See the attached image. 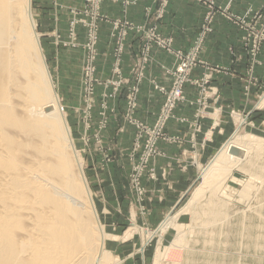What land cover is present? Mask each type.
I'll list each match as a JSON object with an SVG mask.
<instances>
[{
    "label": "rangeland",
    "instance_id": "1",
    "mask_svg": "<svg viewBox=\"0 0 264 264\" xmlns=\"http://www.w3.org/2000/svg\"><path fill=\"white\" fill-rule=\"evenodd\" d=\"M105 1L31 0L35 31L39 36L54 90L64 109L99 220L109 235L105 240L109 260L105 264H154L156 251L159 249L164 253L177 235V228L172 225L165 227L164 231L160 230V223L166 218L175 219L173 221L183 226L180 230L190 239L186 238V247L174 253L170 251L173 255L170 253L167 259H177L176 262L180 264H264V184L259 192L250 195L247 202L239 199L243 182L248 176L246 172L233 168L230 172L235 180L227 177L223 183V186L226 184V194H222L223 200H228L227 209L233 214L230 221L222 222V226L221 223L210 225L207 234H204L205 223L202 221L205 217L200 211V206L210 202L207 197L214 199L208 185H202L201 172L221 146L235 132L252 134L264 140V103H259L264 88L258 86L245 89L250 97L254 95L251 98L254 104L249 109L240 110L235 106L223 105L220 103L219 89L212 84L213 74L221 68L212 66L199 55L203 64L191 63L189 80L182 88L183 99L176 101L169 110V117L163 120L161 116L168 93L177 82L178 73L175 68L183 63L174 52L187 53L192 50L202 25L192 44L182 50L174 46L172 36L163 34L159 29L158 21L163 17L169 0H155L154 9L145 7L142 22H135L127 14L129 6L143 0H116L121 4V15L115 17L104 12ZM196 1L205 6L204 18L211 10L210 7H213V16H226L227 5L218 0ZM229 9L233 12L231 7ZM104 26H107L105 28L110 36L107 43L113 49L112 66L117 59L115 50L118 47L121 49L119 68H97L100 36ZM211 33L209 31L204 36L200 51ZM48 34L51 44L58 50L72 51L71 68H52L47 51L49 49L43 39ZM91 34L97 36L94 44L88 40ZM167 39L171 41L172 51L160 46L159 40ZM157 50L172 56L170 66L155 57L154 51ZM126 52L130 54V64L129 68H122ZM89 65L91 68H86ZM156 70L160 78L152 75ZM204 77L207 81L201 86L204 90H201L195 80L200 81ZM144 86H147V90ZM144 94H153L152 102L145 107L151 120L144 115ZM193 94L196 95L191 97ZM180 107L191 111H187L189 113L186 115L180 114ZM185 132L188 138L183 135ZM207 133L212 137L225 136L218 138L215 150L205 157L203 153L206 144L211 141V136L206 137ZM199 134L204 135L201 140H198ZM162 144L176 146L174 149L177 150L174 154H167ZM177 170L181 175H176V178L180 182L185 181L184 191L178 190L171 183L173 172ZM200 185L204 188L205 196L199 200L200 204L195 202L190 209L186 208ZM197 204L200 206L196 207ZM248 215L252 220L247 219ZM194 219L198 221L195 223ZM240 223L246 225L242 227ZM245 228H249L248 232ZM220 230L228 232L221 233ZM210 231L217 233L210 234ZM243 233L244 238L241 237ZM227 238L228 242L225 241Z\"/></svg>",
    "mask_w": 264,
    "mask_h": 264
},
{
    "label": "bare ground",
    "instance_id": "2",
    "mask_svg": "<svg viewBox=\"0 0 264 264\" xmlns=\"http://www.w3.org/2000/svg\"><path fill=\"white\" fill-rule=\"evenodd\" d=\"M31 9V0H0V264H105L109 260L105 247L109 235L87 186ZM260 103H264V95ZM233 168L246 172L248 178L242 181L238 197L249 200L264 184V140L235 132L202 169V185H208L214 199L207 197L210 202L200 206L199 200L205 196L200 185L185 207L199 203L196 207L200 206L205 217L201 220L204 234L208 226H222L233 215L227 209L228 200L222 197L227 177L235 180ZM173 220L166 218L160 223V230L171 225L177 228V235L166 252L156 251L154 264H180L177 259H167L170 251L188 244L180 230L183 226ZM213 232L217 233L210 234Z\"/></svg>",
    "mask_w": 264,
    "mask_h": 264
},
{
    "label": "crops",
    "instance_id": "3",
    "mask_svg": "<svg viewBox=\"0 0 264 264\" xmlns=\"http://www.w3.org/2000/svg\"><path fill=\"white\" fill-rule=\"evenodd\" d=\"M223 5H229L233 12L242 13L246 8H259L264 0H218ZM155 8V0H143L137 2L135 5L128 7V17L135 22H142L144 20V8ZM104 12L109 16L115 17L121 15V4L118 1L106 0L103 5ZM205 14V6L196 0H169L168 7L166 8L163 17L158 21L159 29L165 35L173 37L174 46L176 48L186 50L194 41L200 26L202 25ZM212 33L205 40L204 48L200 56L210 62L212 66L221 68L213 74L212 84L219 89L220 103L226 106H235L240 110L249 109L252 103L251 96L246 94L245 89L251 87L264 88V46L257 56L259 63L251 66L249 58L241 45V30L233 24L230 20L222 15H215L212 20ZM107 26H104V28ZM107 28L101 33V45L99 50V59L97 68H112L113 62V49L110 43L109 33ZM51 35V34H50ZM49 50V62L52 68H71L70 58H72V51L65 50L64 52L58 50L50 42V36L43 38ZM155 57L160 58V61L166 66H170L173 62L172 56L165 51H154ZM124 63L122 68H129L130 54L126 52L123 55ZM65 66V67H63ZM252 68V69H250ZM198 72H195V74ZM200 73V72H199ZM152 75L159 76V71H153ZM147 90V86H144ZM250 93V92H249ZM145 107L152 102L153 94L146 96L144 94ZM196 95V94H195ZM194 94L191 97L195 96ZM264 95V94H263ZM263 97V96H262ZM151 98V100H150ZM262 99V98H261ZM261 101V100H260ZM251 103V104H250ZM260 103V102H259ZM182 107V106H181ZM179 108V113L186 115L191 110H184ZM186 112V113H184ZM150 113L146 110L144 113L146 119L151 120L148 115ZM178 132V131H173ZM187 132V131H186ZM184 133L188 138V134ZM221 133V132H220ZM204 135L199 134L198 140H201ZM211 135L206 134V137ZM219 136L220 138L224 137ZM218 136H211V141L207 142L204 151V156L208 157L218 145ZM213 138V139H212ZM167 154H174L177 149L176 146L162 144ZM177 148V147H176ZM163 162V161H162ZM161 162V165L163 164ZM160 165V166H161ZM174 167V166H173ZM176 175H181L180 172L174 171L171 177V183L177 186L178 190L184 191L185 181L180 182Z\"/></svg>",
    "mask_w": 264,
    "mask_h": 264
},
{
    "label": "built area",
    "instance_id": "4",
    "mask_svg": "<svg viewBox=\"0 0 264 264\" xmlns=\"http://www.w3.org/2000/svg\"><path fill=\"white\" fill-rule=\"evenodd\" d=\"M216 8L218 7L216 6ZM225 8H228L225 17L228 20H230L233 24H235L242 32L240 38L241 45L244 51L246 52L247 57L249 58V62L251 66H253V64L255 63H259V61L257 60V56L259 55V53L262 50V47L264 46V3L259 8L249 7L240 14L232 12L229 9L230 8L229 5H227ZM210 9L211 10L207 12L204 18L200 33L198 34L199 37L196 38L194 42V48L188 51L187 53L184 51L174 52L177 59L183 61V63L182 64L180 63V65H178L175 68L176 73H178L177 82L175 84V87L170 91V93H168L165 109L161 116L163 120L169 117L170 115L169 110H171L174 107L176 101L183 99L182 88H183V84L189 80V71H190L191 63L192 62H194L193 64L198 63V65L203 64L202 60L199 59V55L201 52L200 45L203 44V38L206 35V33L212 31L210 23H212L214 17L213 16L214 14L212 13L213 7H210ZM88 40L89 42L94 44L97 40L96 34H91ZM159 41H160V46H165L167 51H172L170 39L159 40ZM120 50H121L120 47H118L115 50V58L117 59L114 65L112 66V68H119L118 63L120 58ZM86 68H91V66L89 65ZM203 79L201 78L200 81L195 80V83H197L200 86L201 90L202 89L204 90V88H202L201 86H203L205 81H207L205 77Z\"/></svg>",
    "mask_w": 264,
    "mask_h": 264
}]
</instances>
